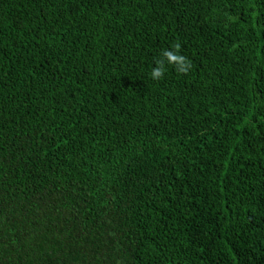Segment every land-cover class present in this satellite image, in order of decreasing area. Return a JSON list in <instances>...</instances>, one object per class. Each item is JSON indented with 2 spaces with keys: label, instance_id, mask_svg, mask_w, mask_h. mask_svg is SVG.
Returning <instances> with one entry per match:
<instances>
[{
  "label": "trees",
  "instance_id": "16d2710c",
  "mask_svg": "<svg viewBox=\"0 0 264 264\" xmlns=\"http://www.w3.org/2000/svg\"><path fill=\"white\" fill-rule=\"evenodd\" d=\"M0 264H264V0H0Z\"/></svg>",
  "mask_w": 264,
  "mask_h": 264
},
{
  "label": "clouds",
  "instance_id": "9594fccd",
  "mask_svg": "<svg viewBox=\"0 0 264 264\" xmlns=\"http://www.w3.org/2000/svg\"><path fill=\"white\" fill-rule=\"evenodd\" d=\"M180 52L181 44L179 42L174 43L171 49H163L160 57L154 62L155 66L152 68L151 78L155 81L162 80L169 67L174 68L179 74L188 75L192 63Z\"/></svg>",
  "mask_w": 264,
  "mask_h": 264
}]
</instances>
